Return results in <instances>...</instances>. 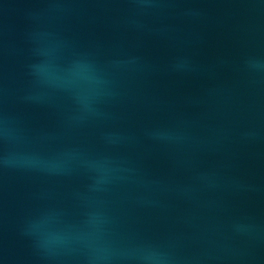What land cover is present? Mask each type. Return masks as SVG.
<instances>
[{
  "label": "water",
  "instance_id": "1",
  "mask_svg": "<svg viewBox=\"0 0 264 264\" xmlns=\"http://www.w3.org/2000/svg\"><path fill=\"white\" fill-rule=\"evenodd\" d=\"M0 264H264V0H0Z\"/></svg>",
  "mask_w": 264,
  "mask_h": 264
}]
</instances>
